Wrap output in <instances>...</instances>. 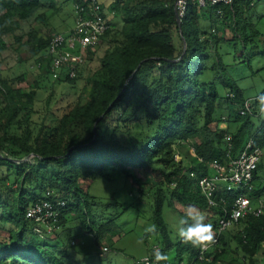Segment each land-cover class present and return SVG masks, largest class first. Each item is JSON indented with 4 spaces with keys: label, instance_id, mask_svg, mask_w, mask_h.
Returning <instances> with one entry per match:
<instances>
[{
    "label": "trees",
    "instance_id": "16d2710c",
    "mask_svg": "<svg viewBox=\"0 0 264 264\" xmlns=\"http://www.w3.org/2000/svg\"><path fill=\"white\" fill-rule=\"evenodd\" d=\"M101 4L114 17L123 12V27L115 31L112 20L101 39L110 45L100 59V67L87 79V99L65 113L55 127L43 125L35 136L29 127L20 135L11 132L20 113L24 121L18 124L30 122L36 91L14 88L0 76V102L3 98L8 103L7 115L0 126V165H6L10 173L13 170L17 183L16 189L0 186V221L13 225L9 240L0 241V264H67L69 252L57 240L67 215L74 210L82 209L86 226L95 231L94 238L101 243L108 224L95 229L90 210L93 197L81 181L115 169L140 188L134 171L146 168L164 176V183L153 192L154 218L163 244L159 250L167 255L166 264H179L195 255L200 247L194 248L180 239L172 241L163 218L165 205L175 208L182 218H187L190 207L195 208L214 230L222 211L209 205L198 179L211 173L209 163L227 159V135L232 136L234 153L251 137L264 147V119L254 115L257 101L252 98L253 113L241 114L248 99L226 73L218 47L228 40L224 25L219 28L215 25L217 19L221 20L233 29L234 39L242 38L241 30L249 38L248 30L254 25L246 15L255 3L235 0L233 6L200 7L190 2L181 21L182 34L175 0H116L108 9ZM46 7L57 10L55 0H0V52L10 46L5 37L13 34L18 44L31 46V53L37 63H42L44 73L54 77L60 74L55 77L57 80L75 84L97 47L86 50L85 61L77 66L76 76L71 77L68 67L55 73L49 61L46 63L45 50L51 37L59 32L44 38L32 28L26 34L15 35L22 22L33 18L46 22L48 17L43 10ZM207 20L212 22L210 30L202 27ZM175 30L181 39L180 46L175 40ZM223 78L225 96L218 89ZM255 118L261 119L259 125ZM127 120L136 124L145 121L149 132L135 134ZM222 123L227 126L222 127ZM182 151L188 163L176 159ZM30 154L35 156L34 163L23 160ZM260 169L259 164L254 195L264 193V187L257 183ZM192 172L196 177L191 176ZM42 199L66 202L61 208L60 229L53 234L26 217L27 207ZM37 228L51 237L38 238ZM230 230L222 234L218 246L209 252L211 260L199 264L220 263L226 246H231V237L242 248L244 260L248 258L251 264H256L264 243V214L242 219L233 234ZM170 251H175L173 260L169 258Z\"/></svg>",
    "mask_w": 264,
    "mask_h": 264
},
{
    "label": "rangeland",
    "instance_id": "374dc122",
    "mask_svg": "<svg viewBox=\"0 0 264 264\" xmlns=\"http://www.w3.org/2000/svg\"><path fill=\"white\" fill-rule=\"evenodd\" d=\"M76 1L55 0L57 10L48 7L43 9L48 17L46 22L36 18L22 22V28L15 35L26 34L32 28L44 38L57 32L69 33L75 27ZM100 1L108 9L115 4L116 0ZM246 18L254 25L252 30L250 28L248 30L249 38L241 30L242 38L237 36L234 39L233 29L228 27V24H223L221 20L217 19L218 24L215 25L216 28L224 25V36L228 40L218 47V53L226 66V73L244 90L247 99H252L264 91V0H256L255 6L250 8ZM113 23L115 31L122 29V11L113 17ZM211 25L212 22L207 20L202 27L210 30ZM174 35L176 43L180 46L181 39L176 30ZM5 38L10 46L0 52V76L7 79L14 88H20L26 92L32 89L36 91L30 122L18 124L24 121V115L20 113L18 115L19 121L10 129L11 132L18 135L26 127L33 130L34 136L37 135L43 125L55 127L65 113L71 111L77 104L84 103L89 91L87 79L91 73L100 67V59L110 45L108 41L99 43L95 54L82 68L81 77L74 84L57 80L55 77L60 74L54 77L44 73L37 66L36 57L31 53L29 44H18L13 34L7 35ZM243 39L246 43H243ZM211 75L210 72L209 76ZM21 76H24L22 80H20ZM223 80L225 81L223 78L218 82L221 96L227 94V88L222 83ZM7 107L8 103L2 98L0 102V126L7 115ZM223 114L226 115V112ZM142 117L143 114H141ZM127 121L135 134L145 135L149 132L145 125L146 122L143 120H139V122L144 126L133 123L132 120ZM260 121V118H255L257 125L260 124ZM223 125L222 123L221 126ZM1 133L2 129L0 128ZM187 148L189 147L187 146ZM177 154L178 160L183 159L185 163H188V158L184 156L183 151ZM23 160L34 163L35 156L30 154ZM260 165L257 183L264 187V147ZM134 172L138 176L141 189L115 169L106 174H97L94 179L87 178L81 181L82 187L93 197L90 202V210L95 229L102 224H108L107 232L101 243H97L94 238L95 231L89 229L85 224L82 209L69 213L66 224L57 240L69 252L67 264H136L137 260L151 255L155 247L161 248L163 246L161 234L157 231L154 218L153 192L164 183V176L147 168L138 169ZM15 177V174L13 177V170L10 173L6 165H0V186L6 187V189H16ZM163 218L172 241H178L180 238L177 235V227L182 216L175 208L165 205ZM150 225L156 226L155 233L145 232V229ZM12 227V224L0 221V241L9 240V229ZM239 228L240 226L233 228L230 232L233 234ZM35 232L40 239L51 237L45 235L43 230L39 231L38 228ZM229 241L231 246H226L227 252L221 257L218 264H251L248 258L244 260L245 254L237 240L231 237ZM168 255L170 260H173L175 251H170ZM256 264H264V243L257 255Z\"/></svg>",
    "mask_w": 264,
    "mask_h": 264
},
{
    "label": "built area",
    "instance_id": "2783aa9c",
    "mask_svg": "<svg viewBox=\"0 0 264 264\" xmlns=\"http://www.w3.org/2000/svg\"><path fill=\"white\" fill-rule=\"evenodd\" d=\"M235 0H175V9L182 21L190 2L198 3L200 7L224 4L233 6ZM255 3L256 0H251ZM75 27L67 34L57 33L51 37L45 50L46 63L49 61L52 72L58 73L68 67L70 76L75 77L77 66L85 61L86 50L96 48L102 37L111 27L114 13L103 8L100 0H82L75 4ZM222 14L221 9L218 10ZM37 63V62H36ZM41 67L42 63H37ZM254 103L248 99L241 114L253 113ZM259 116L258 111L254 112ZM226 127V123H223ZM222 126V127H223ZM228 154L224 162L209 163L211 173L198 179V184L210 206L221 209L222 216L213 230L214 239L211 243L200 247L190 259L179 264H199L210 261L209 252L218 246L224 232L239 227L242 219L249 216L260 217L264 214V193L254 195L255 175L263 156V148L253 137L234 153L232 136L227 135ZM178 154L176 155L177 159ZM178 160V159H177ZM196 177V173H191ZM66 205L64 200L57 202L42 199L32 203L26 209L27 219L33 220L47 233L53 234L60 229L61 208ZM158 249L157 247L154 250ZM136 264H156L153 253L136 261ZM159 264H166L164 261Z\"/></svg>",
    "mask_w": 264,
    "mask_h": 264
},
{
    "label": "clouds",
    "instance_id": "9594fccd",
    "mask_svg": "<svg viewBox=\"0 0 264 264\" xmlns=\"http://www.w3.org/2000/svg\"><path fill=\"white\" fill-rule=\"evenodd\" d=\"M255 100L257 101L258 114L260 118L264 119V94H259L255 97ZM186 217L179 219L177 227V235L183 243L190 244L195 248L203 247L213 241V225L205 223L204 215L195 208L190 207L186 213ZM155 231V225H150L145 229L146 233H155ZM159 249L161 248L153 252L156 264L168 259L167 255Z\"/></svg>",
    "mask_w": 264,
    "mask_h": 264
},
{
    "label": "water",
    "instance_id": "95a60500",
    "mask_svg": "<svg viewBox=\"0 0 264 264\" xmlns=\"http://www.w3.org/2000/svg\"><path fill=\"white\" fill-rule=\"evenodd\" d=\"M176 17H177V21H178V23H179V29H180V32H181V34H182V24H181V20H180V18L178 17L177 13H176Z\"/></svg>",
    "mask_w": 264,
    "mask_h": 264
}]
</instances>
